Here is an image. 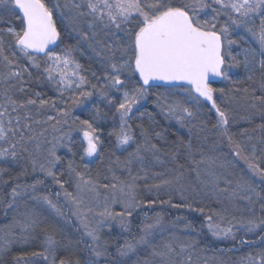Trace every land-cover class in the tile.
Returning <instances> with one entry per match:
<instances>
[{
	"label": "snow or ice",
	"instance_id": "1",
	"mask_svg": "<svg viewBox=\"0 0 264 264\" xmlns=\"http://www.w3.org/2000/svg\"><path fill=\"white\" fill-rule=\"evenodd\" d=\"M65 38L75 43L60 48ZM77 52L81 56L90 53L89 59L99 65L100 74L92 72L89 77ZM241 68L249 73V80L257 69L264 78V0H0V189L12 185L10 199L3 206L11 209L27 198L46 205L59 217H75L83 229L82 237L87 238L84 264H126L125 258L141 249L147 257L135 264H200L199 240L183 234L188 229L195 231L192 223H185L178 232L177 225L186 218L177 216L165 223L160 213L149 216L146 209L157 204L199 213L203 216L201 227L215 240H232L244 246L264 244V188L258 190L255 181L243 174L233 178L236 163L220 150L222 141L213 142L214 155L198 148V160L191 142L193 129L199 133L207 128L200 116L210 105L207 110H214L217 118L212 127L226 137L231 156L242 160L252 177L264 181V138L260 139L258 157L251 135L247 136L248 145L234 139L228 128L229 111L217 103L218 94L223 97L241 91L235 87L239 81L230 79L232 70ZM218 81L233 87L226 93L214 86ZM33 84L49 86L55 96L34 91ZM260 91L264 93V83ZM243 92L248 93V89ZM150 96L166 119L188 129V142L180 141L175 151L162 152L152 138L163 140L164 136L160 132L149 135L141 128L142 142L123 162L116 161L128 170L127 181L115 175L114 183L86 179L75 161L69 160L67 171L74 178V190L68 191L65 185L69 181L55 171L63 162L57 150L72 152L75 132L80 138L81 160L98 153L99 123L107 119V113L101 111L97 99L115 110L108 135L122 148L136 143L131 123L136 112L141 119H153L151 112L140 111ZM250 99L259 102L257 110L264 114V95L252 94ZM90 103V118L73 115L74 109H88ZM250 106L257 108L255 103ZM194 120L199 123L193 124ZM258 127L264 129V125ZM50 129L59 135L48 139ZM181 147L193 165L194 180H187L181 171L184 165L176 164L164 172H152L154 182L148 184L150 169L142 152L163 166L166 161L162 157L170 155L175 163ZM22 159L30 163L32 173H41L58 185L56 201L38 192L44 180L20 182L27 168L4 178L9 166ZM134 162L140 165L136 174L131 172ZM141 180L155 199L138 196ZM99 188L106 190L102 203ZM162 190L168 199L159 198ZM173 194L179 202L173 201ZM198 198H214L219 207L206 211ZM114 205H119L120 211H115ZM136 214H142L143 219L138 234L133 235ZM20 215L22 219L14 218L7 228L5 252L12 244H26L30 230L40 228L44 238L41 251L13 257L16 264L29 255L47 264H72L67 258L57 261L61 246L54 225H45L35 208ZM113 225L125 236L115 253L103 239L105 229L111 230ZM203 264L209 262L204 260ZM242 264H264V251L249 254Z\"/></svg>",
	"mask_w": 264,
	"mask_h": 264
},
{
	"label": "rangeland",
	"instance_id": "2",
	"mask_svg": "<svg viewBox=\"0 0 264 264\" xmlns=\"http://www.w3.org/2000/svg\"><path fill=\"white\" fill-rule=\"evenodd\" d=\"M249 42L251 43V38L249 37ZM255 46V45H253ZM234 51H236L234 49ZM86 55H88L90 57V53H86ZM242 58V57H241ZM236 76H238V69H234L232 70V72L230 73V79H234L236 78ZM222 83L221 85L218 86V88H224L228 82L226 83V81H222L220 82ZM262 83H264V78L262 80ZM39 86V85H38ZM39 88H41V92L45 93L46 96H55V92L52 91V89L47 86V85H40ZM254 94H259V95H264V93H261L260 91V87L256 90H253ZM230 96H234L235 99H231ZM251 96V92L248 93H244L242 91V93L239 94H231L229 93L227 96H219V94L217 95V100L220 104H223L224 108H227L228 111L236 116V119H240L243 115L245 111H250L253 110V112L256 113V108L251 107L250 105L255 103L256 105H258V101H252L250 99ZM153 99L154 97H149L147 102L144 103L143 108H141L142 110H147L149 112L148 109H146V106L150 105V103L152 104V108L154 107L153 104ZM156 109V108H155ZM76 109L73 110V112ZM158 112L159 110L156 109ZM159 114L162 116L163 120L165 122H167L168 124H171L174 126V128H176L178 130V132H181L184 134L185 136V143L188 142L189 140V133H188V129L187 128H182L174 119H166L165 116L163 114H161L159 112ZM213 114H214V118L212 120V123H209V119H201L206 121L207 123V128H205V130L203 132H199L197 133L196 129H193V134L191 135V142L193 145V152H194V159L198 160L200 158V153L197 151L198 148H203V151L206 155H214V153L211 152V146L213 144V142H220L222 141V143L220 144V150L224 153H227L229 155L230 159L235 160L236 163V168L234 169V179L239 176L240 174H243L245 176H247L248 178H251L255 181V184L258 186V190L260 187L264 188V181H261L258 177H252L251 173L248 172L247 170V166L246 164L242 161V160H238L235 157L231 156V152H230V147L227 143V139L226 137H221L219 135V132L217 129H214L212 127L213 124H215L216 122V115H215V111L213 110ZM257 115L254 114L251 116V119L256 117ZM250 119V120H251ZM117 122H118V118H116ZM106 123L108 122L109 127H112L113 124V120L111 119H105ZM211 121V120H210ZM193 124H198L199 121L198 120H194L192 121ZM236 126H238V124L236 123H231L229 122V132L232 135L237 136L236 140L241 141L242 143H244L245 145H248L249 142L247 140V136L251 135L253 137V140L251 141V143H255L257 146L261 147L262 145L260 144V139L252 134H250L249 132L245 131V135L241 136L240 133L242 131H244V129L242 130H231V128H236ZM64 130H67L66 128ZM50 134L48 136V139L52 138V135H59V133H52L51 129L49 130ZM207 136L208 139L205 141L203 139V137ZM77 142L80 145V138L79 135L77 137ZM114 142H115V138H114ZM178 144H175V148L174 150L172 149L171 151H175L176 147ZM136 148L135 143L131 144V146H124L122 148H118L116 147L115 144V149L117 151V153H121L124 156L122 157V159H119L118 157L112 159L113 161V165L110 166L106 172L103 173V176L101 177V179H99V182L101 184L103 183H114L115 181L112 180V176L115 175L119 180H124L127 181L129 179V174H128V170L124 167L118 166L116 161L119 160L121 162H123L127 157L128 154L130 152H132L134 149ZM171 149V148H170ZM164 152H168L167 148H163ZM250 150V148H249ZM63 152H68L67 148H60L57 150V154H61ZM260 151H257V156H260ZM142 155L146 156V164L148 166V168L150 169L149 171V179L147 180L148 184H151L154 182L151 173L152 172H164L165 168H175L176 164H181L184 165V168L181 169V171H184L185 176L187 178V180L189 181H193L194 177H195V173L191 172L190 169L193 166L191 161L189 160V158L187 157V154L185 152L184 149H179V153L177 155V159L175 161V163L172 162L171 156H163L162 158L166 161V165H157L154 164L151 161V156L150 154L147 153H143ZM69 155L66 156V160L69 161ZM96 159H99V146H98V153L96 154L95 158L93 160H89L87 157H85V160L87 162H92ZM262 164H264V160L261 161ZM21 168L24 166H20ZM19 165H18V169H20ZM10 168H13L14 170L17 168V164H13L11 166H9V170L7 172H10ZM25 168H27V173H30L31 180L29 182V184H31L33 181V178H41L44 180V183L42 185L38 186V192L41 194H48L50 195V198L53 199L54 201L57 200V197L55 195V193L57 191H59V187L58 185H56L51 178L49 177H44L43 174L41 173H32L31 170V165L30 163H28ZM139 168L140 165L138 163H133L131 165V172L133 174H136L139 172ZM111 169V171H110ZM14 170L12 172H14ZM55 171L57 173H61V171L59 170V165L57 166V168L55 169ZM7 172L5 173V175L7 174ZM20 172V170H19ZM142 174V173H141ZM4 175V176H5ZM6 177V176H5ZM105 177H107V179H105ZM63 180L69 181V183H67L65 185V187L68 189V191H73L74 190V178L70 176V174L67 171V167L64 169L63 171V175L61 177ZM86 178V176H85ZM87 179V178H86ZM49 184L51 186L50 190H46L44 185ZM145 181H138V189H137V194L138 196H140L143 199H155L156 197L150 193L147 192V190L144 187ZM10 188V184L4 186L2 189H0V209H2V213H0V264H5L4 263V259L6 256L10 255L11 252H13L14 250H18V248L20 249H24V248H31L33 246V244L35 242H37L38 244V248L35 252L41 251L42 250V241L44 238V232L41 231L40 228L35 229L34 231L30 230V239L26 244H20V243H15L12 244L11 247L9 248V250L7 252H5L3 250L4 248V236L7 232V228L8 226L13 222V219H22V216L20 215L21 213L25 212L28 208H35L40 214H41V218L44 221L45 225H54L56 228V236L55 238L60 242V249H59V254H66L68 256V259L72 261V264H75V258L74 255H76V253H79L80 251L83 253L84 248L81 247L79 248V241L83 242L84 245H86L87 242V238L86 237H82V233H83V229L80 227L79 222L76 220L75 217L69 216L68 218H63V217H59L55 214V212H53L51 209H49L46 205H43L42 203L37 204V202L30 200V199H23L18 201V203L11 209L9 208H5L3 205L7 204L8 200L10 199V197L8 196V193L10 192L11 188ZM6 189H8V191H6ZM101 193V203L103 202V195L106 193V190L103 188H99L98 189ZM1 194H4V196H2ZM160 199H168V194H166L163 190L160 193L159 196ZM172 199L174 202H179V197L175 194H173ZM200 199V204L199 206L206 208H210L207 207L208 203H215L214 198H198ZM59 202L61 204H63V196H61L59 198ZM206 202L204 205L203 203ZM211 204H209L208 206H211ZM216 207H219L218 205H215ZM241 207H243V202H241L240 204ZM114 210L115 211H120V206L119 205H114ZM159 208H171L168 205H159L157 204L154 208L152 209H146V211L150 212L149 216H154L156 213H154L153 215L151 214V212H153L155 209H159ZM212 208V207H211ZM65 210L67 211V207H65ZM172 213H171V217L172 219L174 218V216H178V214H181V212H188L187 209H173L171 208ZM208 209H206L207 211ZM194 213V212H193ZM151 214V215H150ZM197 214V213H196ZM199 214V213H198ZM137 215V221L136 223L134 222V216L132 218V234L136 235L138 234V228L140 226V221L143 219L142 214H136ZM237 215H239V213H237ZM164 219V218H163ZM165 223L170 222L171 220L167 221L166 219L164 220ZM183 222V221H181ZM179 223L177 225V231L180 232L183 230V226L182 223ZM68 224H70L71 226H74V228L72 229V232H70V229L68 227ZM69 229V230H68ZM205 234L206 237L211 240V244H214L216 246H219L221 244L227 245L228 243H230L232 240H215L210 234H208L207 229L203 228L202 229ZM18 232V229H17ZM186 236H192V234L190 233L189 229L187 231H185L183 233ZM194 237V236H192ZM62 238V239H61ZM81 238V239H80ZM103 239L105 241H107L108 245H109V250L113 253H115V249L116 246L114 244V242H119V243H123L125 236L124 234L121 233V230L116 227L115 225L112 226L111 230L105 229L104 233H103ZM115 240V241H114ZM86 247V246H85ZM200 249H202L201 251L198 252L200 259V264H203L204 260H207L209 262V264H242V261L249 255L247 254L245 257H241L238 260H231L228 258H223L222 256L218 255V256H212L211 254H208L204 251V248L199 246ZM65 248H67V250H65ZM87 249V248H86ZM87 251V256H88V249ZM264 251V249L262 250ZM25 253V252H24ZM23 253V254H24ZM27 253V252H26ZM73 257V258H72ZM147 257V253L141 249L137 255L135 256H131L130 258H125V262L126 264H135V262L137 260L139 261H143L145 258ZM62 258V257H61ZM64 258V257H63ZM60 259V257L57 256V261ZM25 262H28V264H47L46 261H44L42 258L40 257H31L29 256H25V261H22L21 264H25ZM103 262H101L102 264ZM10 264H16V260H14L13 258L11 259V263Z\"/></svg>",
	"mask_w": 264,
	"mask_h": 264
},
{
	"label": "trees",
	"instance_id": "3",
	"mask_svg": "<svg viewBox=\"0 0 264 264\" xmlns=\"http://www.w3.org/2000/svg\"><path fill=\"white\" fill-rule=\"evenodd\" d=\"M12 23H14L16 26H18L19 22L15 21L13 19ZM74 43H75V40L65 38L62 41V43L60 44V48H63L65 45H70V44H74ZM60 48H57L56 50L59 51ZM76 56H77V59L80 61V63L83 65V68L86 71V73L89 75V77H91L92 72H96L98 75L100 74L99 65L94 63L92 60H90L88 55L85 54L84 56H81L80 53L77 52ZM248 75H249V73H246L242 68L238 69V76H236V78H234V79L238 80L239 83L236 84L235 87L241 89V91L234 92L231 94L242 93L243 89H245V88L248 89V92H251V95L254 94L253 90H256L260 87L263 78H262L261 73L258 69L255 71V74L253 75V78L251 80L247 79ZM93 82H95V81L93 80ZM221 84L222 83H217V84H214V86L218 87ZM39 86L36 84H33L32 88L34 91H42L41 88H39ZM232 87H233V85L228 82V84L223 89H225V92L228 93V90ZM255 95H259V94H255ZM94 99H96V98H94ZM217 103H219L218 100H217ZM257 103H258V105L256 108V113L253 112V110L245 111L244 115L239 120L236 119V116L232 115L229 112L230 122L238 124V126H236V128H231V130L239 131V130L244 129V131L246 130V132H249L250 134L254 135L255 137L257 136L259 139L264 138V129H261L260 127H258L259 125H264V114H262L261 111L257 110L259 108V102H257ZM97 104H98V106L102 112L107 113V119L108 120L111 119L115 110L109 109L103 102L98 101V99H97ZM221 106H222V108H224L223 104H221ZM152 107L153 106L151 103L149 106L148 105L146 106V109H148L149 112L152 113V117H153L152 120H150L147 116H145L143 119H141L140 118V112H136L135 118L131 121V123L133 125L134 134H135V140H136L135 145L137 143L142 142L141 128H143L145 131L148 132L149 135H153V133H155V132H160L164 136V139L158 140L153 136L152 143L157 144V146L161 148L162 152H164L163 148H167L168 152H171L172 149L174 150L175 144H178L180 141L185 142V136L183 133L178 132V130L176 128H174L173 125L165 122L163 120L162 116L159 114V112L155 108H152ZM208 108H210V106L206 105L205 110L201 114L200 118L201 119H209V123H212V120L214 118L213 110L208 111L207 110ZM92 109H93V105L90 103L88 105V109L82 110L80 108H77L73 112V115L78 116L81 119H87V118H90V110H92ZM140 111H144V110L141 109ZM254 114H256L257 116L251 119V116ZM99 127L101 129V133H100L101 144L99 145V159H96L92 162H87L85 160V158L83 160H81V156L83 155V152H82V148L80 147V145L77 142L78 134L74 132L72 134V136L76 142L73 145H71L72 152H69V153L63 152V153L59 154L61 157H63V162L61 164H59V170L61 171V173H63L64 169L67 167L68 160H66V156H68V155H69V158H68L69 160L75 161V164H76L78 170L80 172H82L84 174V176H86V178L91 177L93 180L101 179V177L103 176V173L106 172L107 169L113 165L112 159H114L116 157H118L119 159H122V157L124 155L121 153H117V151L115 149L114 137H110L108 135V132L111 129L108 125V122L106 123L105 120H102L99 123ZM233 137H234V139H237V136L233 135ZM257 148L259 150L260 147L257 146ZM181 149H183V148L181 147ZM73 153H75L74 156H73ZM260 156H261V154H260ZM28 163L29 162L26 159L20 160L19 163H17V168L15 170L13 168H10L11 173L7 172V174L5 175L6 177L4 176V178L8 179L9 176H15L16 174L20 173ZM18 165H19V167L21 165L24 167H22V168L20 167V169H18ZM84 165H87V167H85ZM13 170H14V172H12ZM19 170H20V172H19ZM30 176H32V175H30V173H27L26 175L21 176L20 182L21 183H29L31 180ZM35 179H41V178H33L32 181H34ZM11 186L12 185L10 184V188H11ZM44 187L46 190H50V188H51V186L49 184H46V183H45ZM10 188H8V189H10ZM260 188H262V187H260ZM8 189H6V191H8ZM1 195L4 196V194H1ZM205 203L206 202H204L203 205ZM209 204H211V203H208L207 207H210V208L216 207L215 203H212L211 206H208ZM258 207L259 206L257 205V210H258ZM206 209H209V208H206ZM0 213H2V209H0ZM148 213H150V212H148ZM154 213H160L163 216L164 220L166 219L167 221H169V220L172 221L176 217V216H174V218L172 219L171 208L155 209L153 212H151V214L153 215ZM178 216H183L186 218L183 222H181L182 225H184L187 222L192 223L195 231H192L191 229H189L190 233L192 234V236L196 237L199 240V242H200L199 246L203 247L204 251L208 254H211L212 256L213 255L214 256L220 255L223 258H228V259H231L234 261V260H238L241 257H245L247 254H258L264 249V244H260L259 242H257V244H255V245L244 246V245L236 244L234 241H231L227 245L221 244L219 246H216L214 244H211V242H210L211 240H209L206 237L205 232L202 230L203 229L201 227L203 224V216L202 215L188 211V212H181V214H178ZM136 219H137V215L134 216V222L136 221ZM68 227L70 229V232H72L73 226L68 224ZM37 248H38L37 242H35L31 248L30 247L24 248V249L18 248V250H14L13 252H11L10 255L5 257L4 263L10 264L11 259L13 257H18V256L22 255L24 252L25 253L27 252L30 254L32 252H35L37 250ZM58 257H60V258L64 257V258L68 259V256L66 254L60 253L58 255ZM74 258H75V260H80L81 264H84L83 256L81 255V252L76 253V255H74Z\"/></svg>",
	"mask_w": 264,
	"mask_h": 264
},
{
	"label": "flooded vegetation",
	"instance_id": "4",
	"mask_svg": "<svg viewBox=\"0 0 264 264\" xmlns=\"http://www.w3.org/2000/svg\"><path fill=\"white\" fill-rule=\"evenodd\" d=\"M134 219V218H133ZM136 221H137V219H136ZM136 221H135V223H136ZM138 222V221H137ZM73 228H74V226H73ZM81 239V238H80ZM115 241V240H114ZM80 243H79V248H81V247H83L84 248V250H83V253L81 252V255L83 256V261L85 262L86 261V259L88 258V256H87V249H86V247H85V245L83 244V242H81V241H79ZM114 244H115V246L116 247H118L119 246V242H114ZM81 246V247H80ZM103 264V263H102Z\"/></svg>",
	"mask_w": 264,
	"mask_h": 264
},
{
	"label": "water",
	"instance_id": "5",
	"mask_svg": "<svg viewBox=\"0 0 264 264\" xmlns=\"http://www.w3.org/2000/svg\"><path fill=\"white\" fill-rule=\"evenodd\" d=\"M220 82H222V81H218V82H216L215 84H217V83H220ZM210 106V105H209ZM95 156H96V154L93 156V157H87L89 160H92V159H94L95 158Z\"/></svg>",
	"mask_w": 264,
	"mask_h": 264
}]
</instances>
